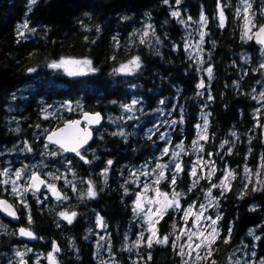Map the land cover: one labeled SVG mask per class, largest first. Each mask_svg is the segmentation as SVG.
<instances>
[{"label":"trees","instance_id":"16d2710c","mask_svg":"<svg viewBox=\"0 0 264 264\" xmlns=\"http://www.w3.org/2000/svg\"><path fill=\"white\" fill-rule=\"evenodd\" d=\"M174 1L37 0L30 5L29 0H0V146L23 144V150L11 157H21L23 162L36 160V168L41 169L46 181L67 197L57 200L49 190L42 194L44 189L41 194L27 192V208L9 197L19 219L12 221L0 214V264H20L17 249L24 253L26 264H36L34 250L51 252L53 242L60 249L54 254L62 264H98L93 255L104 249L109 257L116 258V264H128L130 256L131 264H182L172 247L173 225L180 223V211L170 208L159 220L158 235H168L169 242L154 243L151 248L146 244L148 227L133 212L136 194L146 182L150 184L139 170H150L151 157L163 143L157 135L160 112L173 103L176 123L170 136L188 153L181 163L184 171L169 190L171 194L173 190L182 193L180 205L195 201L212 185L205 178L192 188L196 178L207 176H201L197 169V177H192L188 163L195 152L193 141L199 139L202 105L208 108L210 125L207 140H199L205 156L212 153L217 167L227 165L235 176L223 196L222 189L215 188L222 230L211 257L202 264H226L228 253L243 239H250L252 229L261 236L256 245L257 260L264 258V188L252 190L261 188L257 177L264 181V168L260 167L264 163V99L259 96L264 69L257 66L260 47L252 39L241 38V16L236 15L239 0H219L226 14L223 27L218 0H180L179 17L171 15ZM251 3L260 24L264 1ZM201 13L207 18V33L200 61L185 47L180 16L186 14L194 21ZM25 20L35 31L25 30L21 36L18 25ZM149 24L150 34L141 44ZM243 50L250 54L248 63L243 61ZM136 56L141 63L138 70L131 74L114 72ZM62 58L90 60L96 70L69 75L61 68L48 67ZM209 67L213 70L211 79L206 71ZM201 81L203 88L198 87ZM22 88H28L26 95L14 96ZM66 104H71V111L62 106ZM121 105H132L133 110L125 111ZM46 108H56V112L42 116ZM10 109H15L16 119L10 118ZM84 111H100L104 116L88 146L80 151L89 163L45 144L42 135L34 134L37 124L51 130ZM130 116L134 118L128 119ZM120 130L125 137L112 135ZM245 167L251 170V182ZM105 168L106 176L102 175ZM134 172L137 176L132 175ZM166 172V179L158 184L161 190L168 189L169 179L176 174L170 169ZM213 181L220 182L218 178ZM89 182L96 192L94 198L87 196ZM4 187L0 184V197L9 196L2 192ZM60 212H75L76 216L69 224ZM97 215L106 225L107 239H100L104 227L98 226ZM20 227L33 230L35 239L20 237ZM226 237L228 243L224 242ZM137 240L139 246H135ZM40 260L48 264L44 257Z\"/></svg>","mask_w":264,"mask_h":264},{"label":"snow or ice","instance_id":"6c2138e0","mask_svg":"<svg viewBox=\"0 0 264 264\" xmlns=\"http://www.w3.org/2000/svg\"><path fill=\"white\" fill-rule=\"evenodd\" d=\"M177 4H179L180 0H176ZM37 3V0H29V4L30 5H35ZM165 3H167V0H165ZM240 4L241 7H238L236 9V15L237 17L241 16V14H243V20H244V28H243V34H242V39L247 38V39H252L253 35L256 38V42L264 45V23L261 24H257L255 21V16L256 13L252 10V3L250 2V0H240ZM218 9H219V16H220V26L223 27L224 26V21H225V17H224V11L222 8H220L219 5V0H218ZM29 11H31V7L29 8ZM172 16L174 17H179L180 13L178 11H173L171 13ZM261 15H264V8L261 9ZM202 25L207 23V18L203 15V13H201L200 16V21H199ZM181 23H184L183 20H181ZM152 26L149 24L147 25L145 31L143 32L141 38H140V43L144 44L145 43V38L149 36V31L148 29H151ZM253 29H256V31L253 33ZM24 30L27 31H35V29H30L27 20H25V22L22 25H18V31L19 34L21 36L24 35ZM99 30V29H97ZM152 35H155L154 30L151 33ZM204 35L205 33L202 31L200 33V40L201 42H203L204 39ZM157 43H159V40L157 39ZM185 47L187 48V45H185ZM193 58L190 56V59ZM91 61L84 59V60H69V59H64L62 58L59 62H52L48 65L49 68L52 69H60V68H64L66 71H68V67L69 65L72 66H80V67H86L88 69V71L92 72L95 71L96 69L91 67ZM141 67V63H140V58L138 56L133 57L127 64H122L119 68L114 69V72L117 73H123V74H131L133 72H135L136 70H138ZM260 68L264 69V62H262L260 64ZM29 72H33L35 71V69H29ZM207 73L209 78L211 79L212 77V68L209 67L207 68ZM69 75H77V74H82L81 72H73V71H68ZM246 74V73H245ZM198 87L203 88L204 87V83L203 81L200 82V84H198ZM253 91H255V89H253ZM202 93H198V95H200ZM259 96L261 99H264V91H261L259 93ZM212 97L209 95V99H211ZM256 97H253V99H255ZM115 103V101L113 102ZM137 103V101L133 100L132 105H135ZM161 103H164L163 101H161ZM132 105H121V107L128 112H131L132 109ZM64 107H67L69 111L72 110L71 104H66V105H62ZM45 112L47 111V109L44 110ZM259 111V109L257 110ZM47 118V117H45ZM134 117H128V119H133ZM84 119L85 121H87L88 124H99L102 117L100 115V113H95V114H89V113H84ZM111 119V118H110ZM120 119H123V117H121ZM182 122V121H181ZM173 124L176 123V121H172ZM39 127V126H37ZM198 128L201 129V131L198 133V137L199 139L197 141H193V145L194 147H198L199 151H203L202 146H199V140H207V119L205 118L204 124L201 127L200 125L197 126ZM19 130V129H17ZM112 135H119L121 137H125L126 133L123 130H120L118 132H114L112 133ZM233 136H235L236 134L233 132L232 133ZM92 137V132L89 130L88 127H84L81 128L80 127V121L79 120H74V121H69L65 124V126L61 129H58L56 131H52L47 135V140L49 141V143H54L59 145V147L61 149H63L64 151H70V152H75L77 156L80 157V159L85 160V163H89L90 161L86 160L85 157L83 155H81L80 149H82L84 147V145H86L89 141V139H91ZM151 138V137H149ZM161 139H164V136H161ZM228 143V141H225L224 144ZM224 144H221V147H224ZM25 147L27 148V142H25ZM45 147H47V145H45ZM176 148L180 149L179 152H173V156L174 157H178L180 155V152L184 151V147L182 144H177ZM29 151H31V148H28ZM229 151H231V149H229ZM250 151V150H249ZM169 152V148L165 147L163 149V154H168ZM55 154V153H52ZM209 155H211V153H209ZM262 161H264V157L261 158ZM201 161H198L197 163H200ZM70 163V162H69ZM108 165L111 166L112 161L109 160ZM204 163H208V162H204ZM145 167H147L145 165ZM168 167V165H164V164H157L156 167L154 169H152V172H156L157 170L159 171L158 176L156 177V179L153 181L154 184H159L160 180L164 178V171L163 169ZM261 168H264V163L261 164L260 166ZM8 169H4L3 172H0V176H7L8 175ZM184 171V168L182 167V165L180 163H175V173L172 176L171 179V184L174 186L176 184L177 181V175ZM216 171L215 165H212V168L208 171L207 173V177H198L193 181L192 184V188H194L196 186V184L199 183V179H211V177L214 175ZM245 173L248 174V178H249V182L250 181V177H251V170L248 169L247 167H245L244 169ZM23 172L24 169H18L15 171L14 176L15 179L14 180H9V179H4V180H0V184H4L7 185L9 183L12 184V188H11V192L13 195H17L20 198L21 203L24 204V207L27 208L28 204L27 201L24 200V194L32 191L33 194H35L36 192L40 191V185L45 184V181L42 180L40 178V176L33 172L30 177H28V183L27 185L23 188V191L19 190V184L18 181L21 180L22 176H23ZM108 172V169L105 168L102 172V175L106 176ZM133 176H137V173L134 172L132 173ZM139 175H144L147 176L149 175V172H140ZM190 175L192 177H197V170H196V166L194 165L191 169ZM256 175H259V172L256 173ZM56 179H58L59 177H54ZM234 173L232 171L226 170L224 173L223 178L220 181V184H212L211 188H221V196H223L225 194L226 191L230 190V179H234ZM257 183H259L261 185V188H256L253 187V191H259L262 190V188H264V181L261 180H257ZM247 187V185H245V188ZM47 188L49 189V191L55 196V198L57 200H61V199H67L66 196H62L61 193L59 191H57L56 186L54 184H47ZM211 188L208 189V191L205 193L206 197H209V203L207 205V207H213V200H218L217 197H213L212 196V191ZM75 190V188L73 189ZM150 190V185L145 184L143 186V191L140 193L136 194V199L134 201V207H133V212L139 216L141 213L144 214V217L146 218V221L148 223V229L147 231L149 232V235L147 237L146 240V244L149 248L152 247V245L155 244H167L169 242V236L165 235L163 237H160L158 235V228L156 227V225L159 223V220L163 218L164 214L168 211V209L170 208H175L178 211H182L183 212V216H184V220H185V224L187 225L188 223V218L194 217L193 221H192V226L190 228H182L181 229V234L180 235H176L175 240L172 242V247L174 250L178 249L177 254L180 255L182 258L187 255L188 257H192L193 253L195 252L196 255L195 257H193L194 260L199 261L202 259H208L209 257H211L212 255V246L216 243V240L219 238V231L216 227L218 220L220 219V216L217 215L215 219L211 218V217H205L204 216V212L206 211V207L204 204H201L200 207V211L199 212H193V207L194 205H189L186 209H182L181 205L179 203V198L182 195V193L177 192L175 190H173L171 197H169L168 193H164L161 192L159 190V188L155 189V195L152 197L147 196L148 191ZM192 189L190 188L189 191H191ZM125 192L127 193V189H125ZM87 196L90 198H94L96 196V192L91 184V182H89V187L87 190ZM147 203L148 205H150V207H148L145 210L144 204ZM151 205H155L156 207L153 209V207H151ZM0 209H2L3 211L7 212L8 215L10 216H15L16 213L15 211H13L12 209V205H10L6 200H2L0 199ZM60 217L67 220V222L69 224L72 223L73 218L76 216V213L73 212L71 214H68L66 212H60L59 213ZM203 219H207L210 220V225L208 226L210 228V230H206L200 227L201 225V221ZM29 223H31V216H29ZM97 224L98 226L101 227H106V225L103 224L102 218L97 215ZM176 226L173 225V230L175 231ZM196 229V231H193V229ZM19 234L21 236H27L29 238H35L34 234L24 228H21L19 230ZM249 234L251 235L252 232L250 230ZM181 235H186L187 236V241L185 244H180L178 245L177 242L180 241L181 239ZM231 235V229H229V237ZM144 237V233L141 232L140 233V239H143ZM195 238V240H194ZM255 239H259V237H254ZM101 240L104 239V237L100 238ZM225 243H228V238L226 237L224 239ZM140 244V240L136 241L135 246H139ZM205 248L207 249V254L205 256H201L199 250ZM185 249H187L188 251L186 252ZM131 250V249H129ZM60 249L59 247L56 245L55 242H53V246H52V251L49 252L47 254V259H48V264H57V260L56 257L54 255V253L59 252ZM24 253L17 251L16 252V256L17 257H21L20 260V264H26V262L22 259ZM253 256H255V252L252 253ZM149 259H151V256L149 255ZM182 264H189V261L187 259H182ZM212 264H215V261L212 262ZM235 264H240L239 260H237L235 262ZM258 264H264V258H261L258 262Z\"/></svg>","mask_w":264,"mask_h":264},{"label":"rangeland","instance_id":"374dc122","mask_svg":"<svg viewBox=\"0 0 264 264\" xmlns=\"http://www.w3.org/2000/svg\"><path fill=\"white\" fill-rule=\"evenodd\" d=\"M250 2H251V0H250ZM238 4H239L238 7H241L240 0H239ZM171 5H172V9L174 11H178L179 12V9L181 10V8L178 7L179 4H177L176 0ZM219 5H220V8H222L223 5H221L220 3H219ZM262 7H264V5ZM217 13L219 14L218 7H217ZM203 15L206 17L205 14H203ZM225 15L226 14L224 12V17L226 18ZM200 16H201V14L194 21H192V19L189 16H187L186 14H182L180 16V18L184 21V23H182L183 27H184V34H185L184 43L191 49V53L193 55L197 56L200 59V61H201V59H203V57H204L203 48L205 47V44H206L207 23L202 25L199 22L200 21ZM255 21H256V16H255ZM238 27H239V31H240L241 37H242L243 28H244L243 14H241ZM255 30L256 29H253V33L255 32ZM148 31H149V29H148ZM202 31L205 33L203 42H201V40H200V33ZM24 33H25V30H24ZM245 39H247V38H245ZM259 47L260 48H259V57L257 59V63H258L257 66H260V64L262 62H264V49L261 46H259ZM242 54H243L242 56L244 58L243 61L248 63L249 59H250L249 52H247L246 50H243ZM64 59H67V58H64ZM73 60H78V59H73ZM57 62H59V61H57ZM61 69H63L66 73H68V71L81 72V73H85V72L88 71V69L86 67H80V66L68 67V71H66L64 68H61ZM262 82L263 83L261 84L260 89H261V91H264V81H262ZM27 89L28 88H22L19 91H15V93L16 92L17 93L14 96H17V94L25 96L26 93H27ZM46 109H47L46 112L44 111L45 110L44 109L43 112L41 113L42 116H46L49 113L54 114L56 112V108H51V109L46 108ZM174 109H175V106H174V103H173V105L171 107H169V108L164 107L161 110L160 115H159V126H158L159 131H158L157 135H158L159 140L163 141V143L158 147L157 151L154 153V156L151 157L152 163L150 165V167H151L150 170H144L143 168H141V170H139L141 172H149V175L145 176V179H147V180L149 179V181H150V184H148V185H150V190L147 193V196H149V197L154 196L155 195V189L158 188L157 184H153V186H152V183L156 179V177L158 176L159 171H160V170H157L156 172H152L151 170L154 169L157 164L168 165V167L163 169V171H164V178L163 179H166V177H167V174H166L167 172L166 171L168 169H170L172 172H175V163H180L181 164L182 160H183V155H185V154L188 155L187 152L184 153L185 152V149H184L183 152H180V155L178 157H174L173 156V152H179L180 151V149L176 148V145L177 144H182L181 142L180 143H177V142L173 143L172 138L170 136V132H171L172 128L175 125V124L172 123V121H176V118L172 117V113H173ZM14 110L15 109H10V115L9 116H10L11 119H16V113H15ZM203 124H204V121H202L200 123V126L202 127ZM37 126H39V127H37ZM34 131H35L34 134L43 136V141L46 144L47 142L45 141L44 137H45L46 133L48 131H50V129H47V127H45L43 124H37V125L34 126ZM200 131H201V129L198 128V133ZM262 135L264 137V124H263ZM161 136H164V139H161ZM199 146H201L200 143H199ZM165 147L169 148V152L166 155L163 154V149ZM183 147H184V145H183ZM194 148H195V152L192 153L189 156V159H188V163L190 164L191 169L195 165L196 166V170L197 169L200 170V175L201 176H207L208 171L212 168V165L214 164L215 168H216V171H215L214 175L211 177V179H209V180H211L212 184L219 185L220 182L216 183L215 181H213V178H218V180L221 181V179L224 176L225 171L226 170L231 171L230 167L227 166V165H224L222 168L217 167V164L215 163V160L212 157H210V156H212V153H211V155L205 156V152L204 151H199L198 147H194ZM20 150H23V144H20L18 146L17 145H14V146L13 145L12 146H9V145L0 146V172H3L4 169H8L9 170L7 176H0V180H4V179H9L10 181L14 180L15 179V176H14L15 171L18 170V169H24L23 176H22L21 180L18 181V184L20 186L19 190L23 191V188L27 185V182H28L27 178L32 174V172L33 171H39L42 174V171H41V169H37L36 168L38 166L36 160H30V161L25 160V162H23L24 160L21 157H17V156L15 158L11 157V155H14V153L16 154V152H20ZM198 161H201V162L197 163ZM204 162H208V163H204ZM39 168H42V167H39ZM163 179H161V180H163ZM256 180H260V177H257ZM168 183H169L168 189H166V190L159 189V190L161 192L168 193L169 197H171V192L169 191L173 187L172 184H171V178L169 179ZM47 184H50V183L48 181H46L45 186H44V190L41 192L42 194L43 193L44 194L47 193V191L49 190L47 188ZM2 185L6 186V187H4L2 189V192L4 194H6V195H9L7 197H11V198L15 197L16 200L21 203L19 196L12 194V192H11L12 184L11 183H9L7 185H4V184H2ZM143 186L141 187V191H139L138 193L143 191ZM210 188L211 187H209L208 189H210ZM208 189H206L204 191V193L198 199H196L195 201L191 202L190 204L181 205V208L182 209H186L189 205H194L193 212H199L200 211V207L199 206L201 204H204L205 207H206V211L204 212V216L205 217H211V218L215 219L216 216L219 215V206H218L217 200H213L214 206L213 207H207L210 198L206 197L205 193L208 191ZM211 191H212V196L213 197H217L215 188H211ZM31 193H33V192H31ZM41 193H38V194H41ZM24 200H26V196L25 195H24ZM144 207H145V210H146L148 207H150V205L145 203ZM151 207H153V209H154L156 206L155 205H151ZM173 210L175 212L178 211L175 208H173ZM178 215H179L180 223L178 224V226L175 229V233L173 235L174 240H175L176 235H180L181 234V229L182 228H190L192 226V221L194 219V217L190 216L188 218V223L186 225L185 224V220H184V216H183V212L180 211V213ZM139 217H140V219L142 218V220L144 221L145 225L148 227V223L146 221V218L144 217V214L141 213L139 215ZM219 220L217 222L216 227H217L219 233H221L222 229H221V225H220V221ZM209 225H210V220L203 219L201 221L200 227L203 228V229H206V230H210V228L208 227ZM99 227H101V226H99ZM193 231H196V229L194 228ZM251 232H252V234H251L250 240L243 239L236 246H234V248L231 250V252L228 253L227 258H226V264H235V262L237 260H239L240 264H257V262L255 260V256H253L252 253L255 252V248H254L255 247V241L257 240L254 237H257L258 235H257L256 231L253 230V229L251 230ZM99 233H100L99 236L100 237H104V239H105V237H106V228L105 227L102 228ZM148 235H149V232H147L146 236L148 237ZM106 239H107V237H106ZM194 240H195V238H194ZM186 241H187V236L186 235H181V239H180V241L177 242V244L178 245L185 244ZM20 250L21 249H17L16 252L20 251ZM103 251H105V249ZM177 251H178V249H177ZM185 251L187 252L188 250L185 249ZM199 252H200V255L203 257V256H205L207 254V249L202 248V249L199 250ZM48 253L40 252L39 250H34V259H35L36 264H43V262L40 260L41 257H44L45 258V262L48 263V259H47V254ZM109 254L110 253L107 252V254H106L107 258H106L105 261H103V264H115L113 260L108 261ZM195 255H196V253L194 252L192 257H188L187 255H185L183 258L180 255H179V257H180L181 260L182 259H187L189 261V264H202V262L205 259L196 261V260L193 259V257H195Z\"/></svg>","mask_w":264,"mask_h":264},{"label":"water","instance_id":"95a60500","mask_svg":"<svg viewBox=\"0 0 264 264\" xmlns=\"http://www.w3.org/2000/svg\"><path fill=\"white\" fill-rule=\"evenodd\" d=\"M263 1H264V0H263ZM262 23H264V21H263ZM260 24H261V23H260ZM255 31H256V30H255ZM252 41H253V43H255V44H257V45H260V46L264 49V45H261V44H259V43L256 42V38H255L254 35H253ZM69 60H72V59L69 58ZM67 67H73V66H72V65H69V66H67ZM84 113H89V114L100 113L102 119H101V121H100L99 124H88L87 121H85V119H84ZM74 120H79V121H80V127H81V128L88 127L89 130L92 132V137H93V128H95V127H99V126H101V125L103 124V122H104V116H103V114H102L100 111H84V112L81 114L80 117L69 118V119L65 120L62 124H60L59 126H57L56 128H54L53 130H51L50 132H52V131H56V130H58V129H61V128H63V127L65 126V124H66L67 122H69V121H74ZM50 132H48V133L45 135V141L48 142V143H49V141L47 140V135H48ZM92 137H91V139H92ZM91 139H89L88 143H87L86 145H84L83 148H85V147L90 143ZM49 144L55 145L56 147L60 148L59 145H57V144H54V143H49ZM83 148H82V149H83ZM60 149H61V148H60ZM82 149H80V150H82ZM62 150H63V149H62ZM63 151H64V150H63ZM64 152H65L66 154H68V155H76L75 152H70V151H64ZM34 172L37 173V174L40 176V178H41L42 180L45 181V177H44L42 174H40L38 171H34ZM44 185H45V184L40 185V191L43 189ZM40 191H39V192H40ZM39 192H36V193H39ZM0 199H2V200H6L10 205H12V209H13V211H15V213H16L15 216H10V215H8L7 212H5V211H3L2 209H0V213H1V215H2L3 217H6V218H8V219H11L12 221H17V220L19 219V215H18V212H17L16 206L14 205V203L12 202V200L9 199V198L6 197V196H2V197H0ZM21 228L27 229V228H25V227H20V228L18 229V232H19V230H20ZM27 230L31 231V232L34 234V237H35V233H34L33 230H31V229H27ZM19 235H20V234H19ZM20 236H21V235H20ZM21 237H23V238H25V239H27V240H34V238H29V237H27V236H21Z\"/></svg>","mask_w":264,"mask_h":264},{"label":"flooded vegetation","instance_id":"af4514ba","mask_svg":"<svg viewBox=\"0 0 264 264\" xmlns=\"http://www.w3.org/2000/svg\"><path fill=\"white\" fill-rule=\"evenodd\" d=\"M200 110L202 111L201 112V114H202V121H205V118L207 119V134H208V132H209V126H210L209 125V111H208V108L205 107L204 105L201 106ZM257 235H258V237L260 239L261 236L259 234H257ZM259 239H257L255 241V247H254L255 248V260H256L257 264H258V260H257V256H256V254H257L256 245L259 242ZM247 240H250V239H247ZM102 251L103 250H100L99 251V254L98 253H94V255H93V258L96 260V262H98V264H103V261H105L106 258H107L106 257L107 252L106 251H103L102 252ZM108 258H109L108 261L113 260L114 263L116 264V261H115L116 258H114V259H113V257H108ZM130 258L131 259L128 261V264H131V262L133 260V256H130ZM56 260H57V264H62L61 261L57 257H56Z\"/></svg>","mask_w":264,"mask_h":264}]
</instances>
